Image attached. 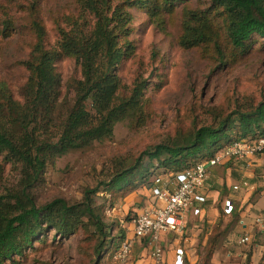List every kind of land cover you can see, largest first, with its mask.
Instances as JSON below:
<instances>
[{"label": "trees", "instance_id": "trees-1", "mask_svg": "<svg viewBox=\"0 0 264 264\" xmlns=\"http://www.w3.org/2000/svg\"><path fill=\"white\" fill-rule=\"evenodd\" d=\"M186 1L75 0V12L53 18V42L44 22L31 13V52L19 63L29 74L22 99L15 100L7 83L0 80V156L4 162L21 165L26 188L36 184L57 159L113 137L118 123L128 121L136 128L147 123L150 85L138 76L127 86L118 72L135 53V12H144L164 30ZM2 25L5 36L15 31L9 21ZM259 39H264V0H210L205 9L182 7L177 44L184 50L198 49L203 59H215L220 65L237 63ZM261 42L264 47V40ZM65 59H74L81 70L80 79L66 84L73 92L71 100L62 97L64 84L57 70ZM154 87L159 91L162 84ZM211 117V123L179 130L144 151L132 164L118 167L103 187L111 196L110 204L141 186L151 188L158 171L179 172L212 158L235 141L264 137V100L254 104L243 98L227 112L215 109ZM1 173L0 165V179ZM96 192L87 191L80 203L57 199L42 206L25 190L23 198L12 197L14 203L0 195V264H15L49 231L61 240L88 233L97 240L100 253L109 250L113 255L126 233L113 234L114 224L105 222L103 207L95 204ZM219 212L221 218L231 221L224 230L219 226L214 229L204 264H211L221 237L241 223L239 211L230 216ZM256 236L264 239V231H257ZM258 241L253 247L263 245V250L256 264H264V242ZM252 256L253 249L244 264H255Z\"/></svg>", "mask_w": 264, "mask_h": 264}, {"label": "rangeland", "instance_id": "rangeland-1", "mask_svg": "<svg viewBox=\"0 0 264 264\" xmlns=\"http://www.w3.org/2000/svg\"><path fill=\"white\" fill-rule=\"evenodd\" d=\"M209 2L187 0L178 7L164 30L156 27L144 12H135L136 32L132 37L135 53L121 64L118 72L127 86L138 76L150 85L146 94L150 99L149 118L144 126L136 128L128 121L118 123L113 137L57 159L30 188L24 185L21 165L4 162L0 156V195L14 203L12 197L23 198L25 190L36 205L42 206L57 199L80 203L85 201L87 191L97 190L93 195L95 204L103 207L105 222L114 224L113 234L118 236L125 231L124 226L131 216L144 207L150 187L141 186L130 194L116 197L110 204L111 196L103 192V187L118 167L132 164L144 151L179 130L211 123V113L215 109L227 112L243 98L252 99L254 104L264 100V47L261 42L264 39H259L239 62L226 65H220L215 59H203L198 49L184 50L178 46L182 7L205 9ZM76 8L75 0H0V80L7 83L15 100L22 99L29 75L19 63L31 52L33 37L28 29L31 13L44 22L49 40L53 42V18L73 13ZM4 21L15 26L10 36L1 32ZM57 70L64 84L62 97L71 100L73 92L66 84L70 79H80V67L74 59H65L57 65ZM159 82L162 88L156 91L154 85ZM168 174L158 171L155 183L167 178ZM230 221V218H221L220 212L209 216V223L201 227L190 252L197 257L198 264H204L214 229L219 226L224 230ZM237 231L241 232L240 225L221 237L211 264H244L246 256L252 253L254 241L240 245ZM42 240L35 241L26 256L17 258L15 264H116L114 253L112 255L109 250L100 253L97 240L88 233L80 232L61 240L54 231H49ZM263 242V238L258 241ZM242 255H245L244 261H241Z\"/></svg>", "mask_w": 264, "mask_h": 264}, {"label": "built area", "instance_id": "built-area-1", "mask_svg": "<svg viewBox=\"0 0 264 264\" xmlns=\"http://www.w3.org/2000/svg\"><path fill=\"white\" fill-rule=\"evenodd\" d=\"M264 152V137L235 141L212 158L194 166L169 173L151 188L144 207L124 226L125 237L114 253L116 264H198L191 255L198 233L206 220L205 183L210 169L244 162L248 166ZM234 191L238 185L232 187ZM222 211L230 216L240 208L234 200L224 199ZM260 230L264 231V224ZM242 225V222L240 223ZM240 245H249L255 235L243 233Z\"/></svg>", "mask_w": 264, "mask_h": 264}, {"label": "crops", "instance_id": "crops-1", "mask_svg": "<svg viewBox=\"0 0 264 264\" xmlns=\"http://www.w3.org/2000/svg\"><path fill=\"white\" fill-rule=\"evenodd\" d=\"M235 185L239 186L237 191L232 189ZM259 189L258 195L251 203L252 196ZM205 193L207 222L211 214H219L222 210L224 199H231L234 200L237 208H240L242 225H240L241 232L237 231V236L243 233L255 235L254 242L262 238L257 237L256 232L260 231L257 220H261L264 224V152L259 154L249 166L244 162H238L211 168L205 183ZM262 250L263 245H254L252 260L254 262L256 259L255 264L260 260ZM243 256L245 255H242L241 261H244Z\"/></svg>", "mask_w": 264, "mask_h": 264}]
</instances>
